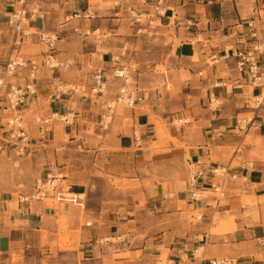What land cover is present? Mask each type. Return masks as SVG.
Returning <instances> with one entry per match:
<instances>
[{"label": "crops", "instance_id": "0c3cea01", "mask_svg": "<svg viewBox=\"0 0 264 264\" xmlns=\"http://www.w3.org/2000/svg\"><path fill=\"white\" fill-rule=\"evenodd\" d=\"M156 1L27 5L35 11L30 27L56 33L62 65L38 67L21 110L23 119L35 105L48 118L27 121L21 162L34 173L26 188L62 174L60 183L83 198L76 208L0 193V264H55L56 255L79 264H264V89L238 81L233 63H211L249 44L251 33L264 43V0H163L151 26L124 12ZM15 6L0 0V41ZM0 52L3 68L8 51ZM115 58L138 69L136 102L116 107L104 127L117 93L109 78ZM98 69L108 77L102 93L94 90ZM27 78L24 69L15 81ZM13 153L0 148V156ZM196 160L203 176L193 199L188 171ZM65 233L73 242L63 245L74 249L57 245Z\"/></svg>", "mask_w": 264, "mask_h": 264}, {"label": "built area", "instance_id": "2783aa9c", "mask_svg": "<svg viewBox=\"0 0 264 264\" xmlns=\"http://www.w3.org/2000/svg\"><path fill=\"white\" fill-rule=\"evenodd\" d=\"M16 6L12 8L8 15V25L14 34L13 46L32 37H36L43 46L40 53L41 59H24L18 51L16 55L9 56L5 65V74L9 76H18L22 68H28L31 79L24 85L14 81H4L0 79V148H11L17 154H24L29 142V136L26 129L21 125L22 113L21 108L25 105L30 97L35 93L33 80L38 71V67H44L49 71L59 68L62 63L56 57V33H48L43 29H33L28 25V19L33 18L35 11L33 8L28 9L27 5L31 0H14ZM36 1V0H35ZM124 12L128 18L136 24L145 22L147 26L153 24L155 17L164 14L163 0H157L147 11L140 7H125ZM76 15V14H75ZM250 26V24L248 23ZM252 40L249 44L242 47H235L224 51L219 57L212 56L211 63H219L221 60L225 66L233 63V68L238 74L239 80L250 84L253 87L264 89V43L258 41L254 33H251ZM14 51V50H13ZM117 58L113 60L110 69L109 78L117 82V93L114 99L106 105V114L103 115V125L110 123L112 114L116 107H132L136 102L135 96V78L138 69L133 63L118 64ZM94 90L102 93L108 77L101 70L94 74ZM4 89L3 94L1 90ZM96 92V91H95ZM67 120L66 118H63ZM47 119L43 120L47 123ZM200 160L189 163L188 184L191 189L190 195L193 199H198L197 180L203 176V170L200 167ZM219 171V170H218ZM220 172V171H219ZM223 172V171H222ZM62 174H46L44 177L37 179L28 193L18 196L19 201L30 203L31 201L51 200L72 205H82V198L73 194L66 184H61ZM89 225V223H87ZM207 264H231L226 258H214L208 260Z\"/></svg>", "mask_w": 264, "mask_h": 264}, {"label": "rangeland", "instance_id": "374dc122", "mask_svg": "<svg viewBox=\"0 0 264 264\" xmlns=\"http://www.w3.org/2000/svg\"><path fill=\"white\" fill-rule=\"evenodd\" d=\"M34 30V29H31ZM96 36L101 38L102 34L101 32H97ZM6 37L8 38V40H6L5 38H2L0 41V50L3 48V50L8 51L7 52V58L4 62V66L3 68H0V79L2 80V78L4 79V81H14L15 83H17L15 81V79L19 76H9L5 74V65L6 62L9 58V56L12 54V56L16 55V52L18 51V53L24 57V59H37L39 61V59H41L40 57V53L41 51H43V46L42 44L38 41V39H36V37H32L30 39L27 40H20V43L13 46V41H14V34L12 29L9 27H7V35ZM14 50V51H13ZM1 53V52H0ZM2 63V62H0ZM28 70V68H22L21 70ZM20 70V71H21ZM50 72V71H48ZM37 74V72H36ZM35 74V80H33V82L37 81V75ZM28 81L31 79L30 75H29V71H28ZM18 84V83H17ZM25 84V83H24ZM24 84H20V85H24ZM32 89H35V86H32ZM4 89L1 90V93L3 94ZM31 102V100L29 99V101L23 105L21 108V110L23 108L28 107V104ZM41 105V104H40ZM43 105V104H42ZM43 107V106H42ZM45 107H47V105H45ZM122 107V106H119ZM35 109V105H32L31 107H29V109L25 110L24 112V121L21 122V125L27 130L28 128V120H32L30 118L33 117L35 124H39L40 122H43V120L47 119L46 117L41 118L40 115L41 113H36L34 111ZM42 110V109H41ZM55 120L59 119L57 116H54ZM44 123V122H43ZM45 124V123H44ZM52 125V124H51ZM15 156L12 158H8V157H4V156H0V193H8L11 194L15 200H17L19 194V190L28 193L31 188H32V184L30 188H26V184L29 183V181L31 180V177L34 173V170L32 169V167L30 166H25L24 163L21 162V159H25L23 154H17L16 152L13 153ZM19 155V156H17ZM40 177H37V179H39ZM35 179V181L37 180ZM34 184V183H33ZM19 194V195H18ZM23 194V193H22ZM80 198H83L82 195L79 196ZM48 204L51 203H55L59 206H63L66 205L65 203H56V202H52L51 200L47 201ZM69 206H74L77 208V205H72V204H68ZM90 221V220H87ZM60 231H62L63 229H65V225L61 224L59 227ZM58 244L59 248H68V249H74L73 245L71 244H67V245H63V242H73V238L70 237V234L65 233L62 235H59V239H58ZM55 264H79V261L77 258H74L73 256L71 257V259L68 258H58V256H55ZM25 264V263H24ZM41 264H47L45 261H43Z\"/></svg>", "mask_w": 264, "mask_h": 264}]
</instances>
